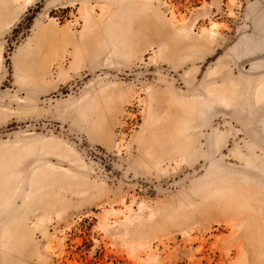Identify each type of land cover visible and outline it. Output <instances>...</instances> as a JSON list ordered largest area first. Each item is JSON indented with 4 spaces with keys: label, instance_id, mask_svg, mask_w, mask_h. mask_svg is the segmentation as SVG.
Listing matches in <instances>:
<instances>
[{
    "label": "rangeland",
    "instance_id": "374dc122",
    "mask_svg": "<svg viewBox=\"0 0 264 264\" xmlns=\"http://www.w3.org/2000/svg\"><path fill=\"white\" fill-rule=\"evenodd\" d=\"M0 264H264V0H0Z\"/></svg>",
    "mask_w": 264,
    "mask_h": 264
}]
</instances>
